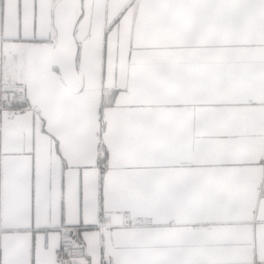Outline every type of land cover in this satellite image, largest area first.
Instances as JSON below:
<instances>
[{
  "label": "snow or ice",
  "instance_id": "snow-or-ice-1",
  "mask_svg": "<svg viewBox=\"0 0 264 264\" xmlns=\"http://www.w3.org/2000/svg\"><path fill=\"white\" fill-rule=\"evenodd\" d=\"M0 264H264V0H0Z\"/></svg>",
  "mask_w": 264,
  "mask_h": 264
}]
</instances>
